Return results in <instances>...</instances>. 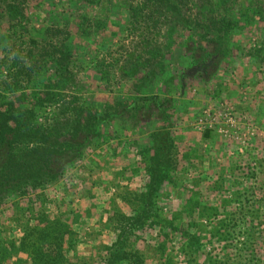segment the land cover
Listing matches in <instances>:
<instances>
[{"label": "rangeland", "instance_id": "rangeland-1", "mask_svg": "<svg viewBox=\"0 0 264 264\" xmlns=\"http://www.w3.org/2000/svg\"><path fill=\"white\" fill-rule=\"evenodd\" d=\"M12 1L26 2L24 16L29 19L26 18L27 21H22L21 26L9 30L6 42L0 40V60L11 61L13 55H8L5 48L14 46L18 51L21 49L20 58L24 63V47L19 46V36L25 41L26 30H39L40 26H46L42 17L49 7L45 6L40 13L41 9L37 7L39 0ZM57 12L61 10L58 8ZM60 26L64 28L63 24ZM67 27L73 35L77 23L74 25V22H70ZM253 28H245L246 32L238 34L224 56H217L209 48L204 64L191 65L188 70L178 74L184 76L183 87L177 88L176 79V90L172 89L166 95V102L160 100L167 113L166 127L171 126L170 133L176 136L179 151H190L188 160H182L179 170L173 173L178 186L166 188L160 196L161 213L169 217L173 212L178 224L183 227L186 223L177 211L180 204L195 201L199 204L198 208L204 207L195 211L191 219L194 223L192 233L199 239L195 254H190L188 249L187 253L182 252L185 251L182 249L186 241H176L177 233L168 232L167 243L162 245L165 252L163 260L171 258V264H189L190 259L192 264L195 261L197 264H264V40L260 38L262 31ZM1 29L2 32L7 29L6 21L1 23ZM84 32L86 34L87 30ZM127 33H118L123 36L119 40L115 37L105 38L100 45L86 37L84 45L91 50L85 55V62L76 57V62L69 69L77 85L70 84L67 89H60L53 86L54 83L51 84V93H57L52 104L44 103L45 106L40 107L36 99L40 98L41 89L31 82L22 84V80L20 83L18 81L22 88L17 89L16 96H27L25 103L28 108L32 107L34 123L42 126L50 124L59 135L57 139L64 137L59 142L66 141L71 146L60 150L57 148L52 154L45 174L56 173V181L43 189H22L19 193L7 194L1 201L0 249L9 251L12 240L17 243L23 236L20 225L28 221L26 225L29 227L31 222L38 223L42 217L50 221L57 218L72 223L71 229L77 243L75 255L77 258H91L89 264H98L95 253L97 247L115 242L116 234L102 226L111 216L108 213L113 200L124 209L118 193L121 195L126 190L142 191L146 184L142 164L138 165L140 156L137 150L142 143L138 140L137 131L120 130L124 123L132 124L130 119L111 121L106 127H101L100 134L90 137L88 145L79 146L76 141L83 143V140L71 139L78 137L79 132L66 130L60 120L66 117L69 121H76L75 128L82 129L83 125H80L89 118L91 108L102 106L112 97L115 100L124 99L128 92L134 90V82L118 80L117 76L113 78L116 75L115 65L105 72L109 75L105 82L95 72L98 70L95 66L98 61L104 65L115 64L116 61L122 63L126 52H134L131 48L134 38ZM178 41L173 46L180 47L183 41ZM204 54L201 55L206 59ZM36 55L33 54L34 57ZM49 73L52 71L49 70ZM4 81H9L8 73L0 66V92L3 91ZM48 98L45 96V99ZM19 107L24 108L22 105ZM148 107L149 104H146L139 112V117L155 120L154 109ZM138 120L137 117L134 124L137 125ZM56 122L58 126H54ZM140 130L144 135L150 134L145 125ZM206 131H210L214 139L201 140ZM185 137L193 146L183 143ZM162 138L157 137L155 143L160 144ZM216 141L220 150L212 158H206L210 170L215 169L213 171L217 172L214 175L215 182H199L197 186L192 182L195 177H200L195 158L204 154L208 146ZM5 154L6 150L0 148V166L5 161ZM214 185H218L215 190ZM182 188L195 196L188 197L189 193L180 196L179 190ZM204 188L209 189L205 191ZM198 192L201 198H198ZM147 224L148 228L145 229L149 231L148 236L135 232L129 234L128 249L142 255L145 264H162L163 260L159 261L154 256L153 245L145 243L148 239L158 243L162 239L161 230ZM190 225L193 226L192 223ZM20 257V262L13 258L0 264H28L25 255Z\"/></svg>", "mask_w": 264, "mask_h": 264}, {"label": "trees", "instance_id": "trees-1", "mask_svg": "<svg viewBox=\"0 0 264 264\" xmlns=\"http://www.w3.org/2000/svg\"><path fill=\"white\" fill-rule=\"evenodd\" d=\"M17 2L0 0V40L4 42L8 40L7 32L15 26H21V22L28 18L24 16L26 2ZM45 6L49 7L46 11L43 9ZM37 7L41 9L40 13L44 11L42 20L46 26H40L39 30H26L25 41L19 36V46L24 47V63L20 58L21 49L18 51L14 46L11 49L7 48L9 46L5 48L8 55H13L12 60H0V66L7 70L9 77V81L3 82V91L0 92V148L6 150L5 161L0 166V205L7 194L19 193L22 189H43L56 181V173L45 174L52 154L57 148L60 150L71 146L66 141L59 142L64 137L57 139L59 135L50 124L42 126L34 123L32 107L28 108L25 103L27 96H16L17 89L22 88L24 83L36 84L42 91L40 98L36 99L38 105L44 107V103L52 104L57 93H51V84L54 83L53 86L60 89H67L70 84L77 85L69 69L77 58L85 62L84 57L91 50L84 45L87 38L100 45L105 38L122 39L123 36L118 33L127 31L134 38L133 47L130 45L134 52H126L122 63L116 61L115 64L112 62L104 65L98 61V64H102L95 65L98 68L95 72L105 82L109 79L105 72L115 65L116 75L113 78L117 76L118 80L134 82V90L128 92L124 99L115 100L112 97L102 106L91 108L89 118L80 125H83L82 129L75 128L76 121H69L66 117L60 120L66 130L79 132L78 137H71L83 140V143L76 141L79 146L88 145L90 137L100 134L102 126L106 127L111 121L124 118L130 119L132 124L124 123L120 130H136L138 140L142 143L137 150L140 156L138 165L142 164L146 184L142 191L126 190L121 195L118 193L124 209L113 200L108 213L111 216L102 226L112 230L116 240L111 245L95 249L98 264H145L142 255L128 249V236L134 232L148 236L149 231L145 229L148 228L147 223L161 230L162 239L158 243L149 239L145 242L153 245L154 256L159 261L163 260L165 254L162 245L167 243L168 232L177 233L176 241H186L182 249L185 251L182 252L188 249L190 254H195L199 248V239L192 233L194 223L191 219L195 211L204 207L198 208L199 204L195 201L193 204H180L177 211L184 219L185 227H180L173 212L169 217L161 213L160 196L166 188L174 189L178 186L173 173L179 170L182 160H188L190 151L183 152L185 155L179 151L176 136L170 133L171 126L166 127L167 113L160 100L166 102V95L176 88V79L177 88L183 87L184 76L178 74L188 70L191 65L204 64L209 48L217 56H224L234 38L246 32L245 28L261 30L260 38L264 40V0H39ZM58 8L61 10L59 13ZM5 21L7 29L2 32L1 23ZM70 22H74V25L77 23L73 35L67 27ZM62 24L64 28L60 26ZM178 40L183 41L180 47L173 46ZM202 53H206V59ZM33 54L37 55L34 57ZM18 81L23 83L19 86ZM45 96L49 98L45 99ZM146 104H149L148 108L154 109L155 120L148 121L139 117V112ZM21 105L23 109H20ZM137 117L139 120L136 125L134 120ZM58 125L57 122L54 124ZM142 125L148 128L149 135L140 132ZM160 136L163 137L162 142L156 144V138ZM186 137L183 143L193 146ZM212 139L214 136L210 131L201 136L204 142ZM216 144L218 141L208 146L204 154L196 155L200 177H195L192 182L197 186L199 182H215L214 175L217 172L213 171L215 169L210 170L206 158H212L220 150V145ZM216 188L218 185H214V190ZM207 189L204 188L205 191ZM179 191L180 196L189 193L186 188ZM193 196L192 193L188 194V197ZM197 196L201 198L199 192ZM26 223L20 225L24 233L17 243L12 240L9 251L0 249V262L13 258L20 262V255H25L28 264H89L91 258H77L75 255L77 243L71 229L72 223L57 218L50 221L47 217H42L38 223L31 222L29 227ZM170 259L163 260L162 264H171ZM190 260L189 264H192Z\"/></svg>", "mask_w": 264, "mask_h": 264}]
</instances>
